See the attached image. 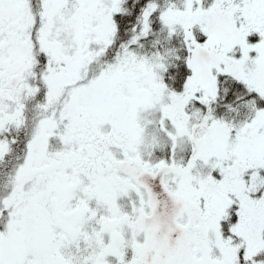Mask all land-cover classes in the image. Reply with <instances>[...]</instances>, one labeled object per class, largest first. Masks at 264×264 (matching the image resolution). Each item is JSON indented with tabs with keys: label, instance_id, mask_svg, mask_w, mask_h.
<instances>
[{
	"label": "snow or ice",
	"instance_id": "1",
	"mask_svg": "<svg viewBox=\"0 0 264 264\" xmlns=\"http://www.w3.org/2000/svg\"><path fill=\"white\" fill-rule=\"evenodd\" d=\"M0 264H264V0H0Z\"/></svg>",
	"mask_w": 264,
	"mask_h": 264
}]
</instances>
